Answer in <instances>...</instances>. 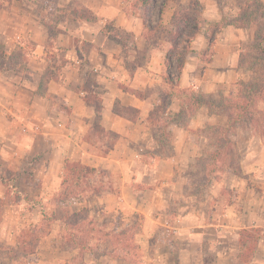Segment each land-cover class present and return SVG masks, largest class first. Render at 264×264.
Returning <instances> with one entry per match:
<instances>
[{
	"label": "crops",
	"instance_id": "crops-1",
	"mask_svg": "<svg viewBox=\"0 0 264 264\" xmlns=\"http://www.w3.org/2000/svg\"><path fill=\"white\" fill-rule=\"evenodd\" d=\"M173 1L168 0L170 9ZM176 1V5L186 6L184 0ZM65 2L57 7L87 8L93 19L79 21L71 15L65 17L50 0H0V153L5 155L10 147L16 146L27 154L29 150L38 151L41 144L50 153L59 149L64 154L63 162L77 160L97 171H107L111 180L118 183L116 191L104 197L118 195L119 200L126 202L135 201L134 185L140 181L139 171H146L143 177L148 178V217L158 222L160 218L153 214L161 211L168 221V213L173 210L178 220L186 222L190 218L194 224L199 217L200 199L195 188L187 185L188 171L201 157L205 144L203 129L224 123L219 116L210 115L206 106L197 108L183 121L178 117L184 106L179 90L216 95L219 88L249 77V70L236 65L233 50L252 37L244 39L246 29L228 25L225 41L211 46L206 36L196 38L191 43L192 50L199 55V51L212 48L210 61L188 59L182 71L171 78L173 82H168L165 64L170 57L171 42L147 39L144 18L128 13L125 2ZM216 3L198 0L208 20L219 21L227 16L228 8L222 10ZM168 15L171 17L172 13ZM110 24L112 27L108 29ZM111 30L128 34L134 44L121 42ZM88 83L89 90L85 89ZM161 104L163 111L155 115ZM158 119L160 124L166 120L169 138L166 144L154 133L158 128L155 125L158 122L154 121ZM253 144L258 146V153L264 152L260 138L249 136L243 143L246 149L243 162L254 158ZM52 190L55 196V189H48V194ZM38 195L44 196L45 188ZM4 196L5 191L0 198ZM91 197L100 201L94 211L104 206L105 198ZM257 197L261 204L253 205V209L263 214L264 193ZM9 203L5 207L13 213L23 212L25 204L29 205L25 199L16 209ZM30 206L38 215L16 223V229L27 226L26 222L28 226L40 223L41 204ZM232 208L229 206L228 211ZM106 209L111 210L110 206ZM258 227L261 224L257 220L237 229ZM1 238L4 237L0 236V244L20 242L18 234L8 236L6 241ZM56 239L57 235L52 233L41 243ZM37 255L38 258L31 255L38 260L30 264H49V258L42 252ZM258 263L264 264L261 259ZM0 264L18 261L5 255L0 257Z\"/></svg>",
	"mask_w": 264,
	"mask_h": 264
},
{
	"label": "rangeland",
	"instance_id": "rangeland-1",
	"mask_svg": "<svg viewBox=\"0 0 264 264\" xmlns=\"http://www.w3.org/2000/svg\"><path fill=\"white\" fill-rule=\"evenodd\" d=\"M50 1H54L56 11H61L65 17L71 15L65 12L67 10L77 11L85 18L93 17L87 8H60L57 5L62 0ZM65 1L63 0L61 5L66 3ZM121 1L125 2L128 13L144 18L147 24L146 38L152 42L159 39L169 40L168 33L175 28L173 23L176 13L182 14L187 11L190 21L186 25L190 32L195 33L194 40L204 35L211 46L227 39L225 33L227 22L235 20L246 8H253L255 4V0H215L222 10L228 8L227 16L215 21L208 20L202 14L198 0H184L186 6L180 5L181 7L176 5L177 1L174 0L173 11L169 8L168 0H155V8L150 12L148 7L143 8L140 5L141 0ZM259 1L264 3V0ZM192 4H195L196 12L193 11ZM168 13H172V16L170 17ZM194 21H197V24ZM108 27L111 28L112 24ZM258 28L259 23L244 28L246 29L244 39L252 38L247 42L241 41L233 50L236 65L241 69H245L241 61L253 55L254 50L251 46ZM120 33L124 42L130 46L134 44L128 34ZM191 43L188 42V38H184L181 42L180 55L175 57L170 55L166 59L165 76L168 82H173L171 78L174 79L176 73L182 71L179 66L182 63L184 65L188 59L193 60L197 57L202 62L210 61L213 55L212 48L199 51L197 55V52L192 50ZM249 71V77L236 84L219 88L214 96L217 99L222 96L230 100L238 99L240 84L264 77V65H257L254 70ZM90 86L88 83L85 88L89 90ZM193 94L198 93L179 90V96H183L186 108ZM262 95L256 108L264 111V93ZM163 108V104L159 105L155 115H159ZM187 110L189 113H186L183 121L189 114L192 115L195 109L189 106ZM219 117L223 125L203 129L201 136L205 144L201 150V157L197 165L188 171L187 185L195 188L200 199L199 217L197 216L195 225L190 218H186V222L178 220V214L173 210L168 213L170 214L168 221L162 217L166 213L161 211L153 214L160 218L158 222L148 217V178L147 175L143 177L146 171H139L140 181L134 185L137 193L135 201L126 202L119 200L118 195L104 197L110 191L115 192L117 186V181L111 180L104 170L96 173L80 171L66 183L68 174L64 170L65 164L80 162L77 160L63 162L64 154L59 149L50 153L49 148L41 144L38 151L29 150L27 154L22 153L23 149L16 146L10 147L5 155L0 153V194L5 191L4 199L0 198V236L4 237L1 238L3 241L15 234L20 238L18 243H1L0 257L9 255L16 258L18 264H30L29 262H37V253L40 251L47 260L49 258V264H259L260 259L264 263V251L260 250V245L264 247V213L255 212L253 209V205L260 206L261 202L257 196L264 193L262 181L264 152L258 153V146L253 144L251 151L254 158L243 162L246 153L243 143L249 136L260 138L264 144V117L253 122V125L251 120L246 118L243 123H236L235 120L231 122L232 140L235 143L231 158L227 156L228 150L225 153L222 151L219 156L215 155L219 146V143H216L218 134L211 129L227 127L230 121L225 115ZM160 121L159 119L154 121L158 122L155 124L158 128H155L154 133L166 144L169 139L166 120L161 124ZM239 142L242 143L240 146ZM143 161L148 163L147 158H143ZM84 175L87 177L81 178ZM44 188L45 195H38ZM50 188L57 191L55 196H52L54 190L48 194ZM213 189L215 192L211 193L210 190ZM91 196L105 198L104 206L100 205V208L94 211L93 207L100 201H95ZM23 199L29 204H25L23 212L13 213L5 207L12 202L16 209V205L21 204L20 201ZM38 203L41 204L40 223L28 226L26 222L27 226L16 229V223H23L38 215L37 212L34 214L30 206ZM115 205L117 208L113 209ZM107 206H110L111 210H107ZM229 206H232L233 210L228 211ZM73 214L75 216H72ZM257 220L261 227L243 228L238 231L239 225ZM5 225H10V228H6ZM70 227L72 229H69ZM78 227L86 229V232L76 230ZM52 233L57 235L55 241L46 240L41 243L43 238ZM32 254H36L37 258L31 256Z\"/></svg>",
	"mask_w": 264,
	"mask_h": 264
},
{
	"label": "trees",
	"instance_id": "trees-1",
	"mask_svg": "<svg viewBox=\"0 0 264 264\" xmlns=\"http://www.w3.org/2000/svg\"><path fill=\"white\" fill-rule=\"evenodd\" d=\"M140 5L143 8L148 7V12H150L155 8L156 1L141 0ZM192 7L193 11L196 12L197 8L195 7V4H192ZM71 15L74 19L79 21L93 19V17L85 18L84 16L79 15L77 11H71ZM189 21L190 15L187 11L182 14L176 13L175 20L173 23L175 28L172 32L170 31V33H168V41L172 44L170 52V55L172 57L180 55L179 51L181 50V42L184 38H188V42H193L195 38V33L190 32L189 27L186 25ZM194 22L197 24V21ZM257 22L259 23V28L256 33L254 42L252 43L253 45L251 46L254 50L253 55L251 56V58L246 57L245 61H241V65L247 70H254L256 66H260V64L264 65V3L259 0H255L253 8H246L244 12L239 14L235 20L226 23L227 25L236 26L238 28L244 29L254 24L257 25ZM145 25L147 28L146 23ZM47 28L50 34H52L51 27L48 26ZM108 29L111 28L108 27ZM105 31L108 32L107 28H105ZM111 33L116 36H119L120 41L124 42L121 33H118V31L116 30H111ZM179 69L180 71L183 69V63L179 66ZM239 88L240 96L238 99L230 100L229 98L224 96H222L220 99H217L214 95H206L202 93L193 94L190 97L188 105L190 106V108H193V110H196L201 106H206L209 110L210 115H225L230 120L227 127H216L211 129V131L218 134L216 143H219V146L217 148L218 151L215 154L216 156H219L222 151L223 153H225V151L227 150L229 151V154H227V156L229 158L233 156L232 147H235V143L232 140L231 134V131L233 129L231 122H233V120H235L236 123H243L244 119L246 118L248 120H251V124L253 125V122L255 123L260 120V118L264 117V111H261L256 108L259 99H261L260 97H263L262 94L264 93V77H258L256 81L243 82L240 84ZM183 113H187L186 106H183L182 112L178 115V117L185 118L186 115ZM64 170L65 173L68 174L67 180H65L66 183L69 178H71L75 174H78V172L80 171H84L86 173L97 172V170L93 168L75 162H67L65 164ZM84 177L86 178L87 176L84 175L81 178ZM72 216H75V214H73ZM69 229L72 228L70 227ZM76 230H79L82 233L86 232V229L84 228L78 227V229Z\"/></svg>",
	"mask_w": 264,
	"mask_h": 264
}]
</instances>
